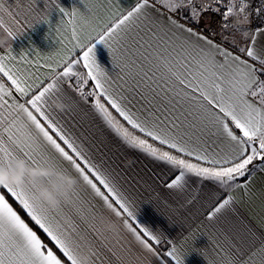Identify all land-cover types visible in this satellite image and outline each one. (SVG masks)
I'll use <instances>...</instances> for the list:
<instances>
[{
  "label": "snow or ice",
  "instance_id": "snow-or-ice-1",
  "mask_svg": "<svg viewBox=\"0 0 264 264\" xmlns=\"http://www.w3.org/2000/svg\"><path fill=\"white\" fill-rule=\"evenodd\" d=\"M52 2L62 15L72 18L68 23H74L75 8L69 12L57 0ZM214 3L218 7L198 9L193 0H136L127 9L116 8L103 23L79 13L85 25H99L93 29L96 35L81 43L73 28L75 44L69 54L40 65L47 69L43 80L16 66L27 61L12 55L11 47L0 55V167L10 169L13 161L24 160L34 168L75 173L78 185L83 184L121 221L134 241L117 248L104 244L103 226L110 219L78 190L52 207L36 202L34 184L3 185L0 264H84V257L92 264L97 253L87 233L103 237L102 245L117 264H144L149 255L157 264H184L189 255L175 243L161 255L162 234L132 223L139 207L120 187L115 162H95L53 111L57 102L68 98L66 89L85 102L91 98L94 114L121 145L174 172L165 183L167 189L187 192L193 184L209 182L223 193L235 188L248 191L252 173L264 171V46L257 44L264 28L242 27L251 22L250 0H239L238 7L237 0ZM49 7L45 0L44 11L31 4L9 11L16 30L3 20L0 29L13 41L25 28L47 22ZM108 7L113 8L112 0ZM184 8L193 23H199L205 11L220 14L222 31L239 32L245 42L224 35L229 47L214 39L216 33L205 35L182 23L175 14ZM255 13L264 14V0ZM230 17H234L231 22ZM96 44L107 49L118 72L109 74L98 63ZM90 84L91 90L86 91ZM10 200L54 247L41 239ZM233 202L230 194L216 198L206 219L218 221ZM216 256L213 264H264V240L259 245H246L240 239L227 249L217 246Z\"/></svg>",
  "mask_w": 264,
  "mask_h": 264
},
{
  "label": "crops",
  "instance_id": "crops-1",
  "mask_svg": "<svg viewBox=\"0 0 264 264\" xmlns=\"http://www.w3.org/2000/svg\"><path fill=\"white\" fill-rule=\"evenodd\" d=\"M57 2L60 7L69 12L74 8L77 10L78 15L74 23H68L72 18L62 15L55 3L48 0L50 13L46 17L47 22L35 23L32 28H25L24 33L13 41L0 29V37L7 38V44L0 47V55H4L6 49L11 47L12 55L17 59L23 57L27 61L16 66L31 74L34 79L38 77L43 80L47 75V69L40 65L55 63L69 54L75 44L72 37L73 28H75L81 43H87L90 36L96 35V31L93 29L98 30L99 25H85L79 13L88 19L97 18L100 23H103L116 8L127 9L136 0H112V9L108 7L109 0H57ZM29 4L34 9L45 10V0H23V2L21 0H0V20H3L6 26H11L13 30H16L17 25L13 23L8 13L9 11L15 13L17 8L27 9ZM193 5L198 9L205 5L218 7L214 0H193ZM254 5V0H250L249 7L252 9ZM238 6L239 0H237ZM182 13L186 17V21L180 19L181 22L196 29L190 18L189 9H182ZM29 18L31 19L32 16ZM188 20H190V24ZM229 38L231 39L232 36ZM235 39L241 44L245 42L239 38ZM218 43H224L231 47L229 41L224 39ZM257 44L264 46V34L257 36ZM95 50L98 63L109 74L118 72V69L113 68L108 51L102 44H96ZM232 50L237 51L236 48ZM88 90H91V84L86 89V91ZM66 91L68 98L64 100V104L67 107L60 110L53 106V111L58 115L64 127L75 134L78 143L82 144L95 162L100 163L102 160L115 162L113 166L119 172L116 179L120 187L139 207L136 220L132 223L162 234L163 242L158 246L161 255L166 248L171 246V243H175L182 252L189 253L184 258V264H213V261L218 259L216 256L217 246L227 249L230 243H235L240 239H243L246 245H259L264 240V171L257 169L252 173L248 191L243 188H235L230 193H223L221 190H216L209 182H205L203 185L193 184L187 192L169 190L165 187V183L175 175L174 172L138 151L125 148L94 114L91 108V98L85 102L71 89H66ZM26 164L28 163L26 162ZM28 166L32 167L29 164ZM40 168L50 169L47 166ZM72 175L76 174L72 173ZM242 179H247V177ZM41 182L51 184L53 178H42ZM77 190L84 199L96 206L97 212H102L107 219L118 224L116 232L104 230V236L107 237L104 244L117 248L121 243L125 245L134 243L131 235L123 229L122 222L107 212L101 202L94 198L83 184H80ZM229 194L234 201L231 208L218 221L209 222L205 213L212 203L221 195ZM193 196L195 199L189 203L188 201ZM10 202L37 231L41 239L53 246L45 234L24 214L18 204L12 200ZM77 223H79L78 220ZM84 227L81 225L82 232ZM87 237L94 244L97 253L92 257V264H117L116 258L108 251V247L102 245L103 237L96 239L91 233H87ZM193 241L195 252H193ZM149 261L151 264H157L156 259L150 255L144 264H149Z\"/></svg>",
  "mask_w": 264,
  "mask_h": 264
},
{
  "label": "clouds",
  "instance_id": "clouds-1",
  "mask_svg": "<svg viewBox=\"0 0 264 264\" xmlns=\"http://www.w3.org/2000/svg\"><path fill=\"white\" fill-rule=\"evenodd\" d=\"M7 44L6 37H0V47ZM54 107L63 110L67 107L64 102H57ZM42 178H53L51 184L41 182ZM37 186L36 202L52 207H58L62 201H66L68 195L78 189V180L72 175H66L47 168H33L23 160L12 162L11 168L0 167V186L8 185L15 188H23L25 184ZM103 230L118 231L115 221L106 220ZM84 264H89L86 257Z\"/></svg>",
  "mask_w": 264,
  "mask_h": 264
},
{
  "label": "rangeland",
  "instance_id": "rangeland-1",
  "mask_svg": "<svg viewBox=\"0 0 264 264\" xmlns=\"http://www.w3.org/2000/svg\"><path fill=\"white\" fill-rule=\"evenodd\" d=\"M210 8H213V7H210ZM221 11H223V7H221ZM247 11L252 13L251 16L249 17L251 22L249 24L243 25L242 27L248 29L249 31L250 30L252 31V30H254V29L258 28V27L264 28V14H262L260 16H257L256 13H255L254 6L252 7V9L249 7L247 9ZM205 12H212V11L209 10V11H205ZM179 13H180V19L182 21H186V17L183 16L182 10ZM212 13L216 15L215 18L219 21V25H220V29H219L220 37H219V41H217V42L223 41V36L224 35H229V36H232V37L234 36V38H239V39L244 41L243 37L241 36V34L239 32L232 33V32L222 31V23H223V21H222L221 15L217 14L215 12H212ZM233 19H234V17H230V21L229 22H231ZM188 23L190 24V20H188ZM191 24L193 25L192 22H191ZM194 24L196 25V23H194ZM196 29H198L199 31H201L205 35H210L211 29H204V28H201L199 26H196Z\"/></svg>",
  "mask_w": 264,
  "mask_h": 264
},
{
  "label": "built area",
  "instance_id": "built-area-1",
  "mask_svg": "<svg viewBox=\"0 0 264 264\" xmlns=\"http://www.w3.org/2000/svg\"><path fill=\"white\" fill-rule=\"evenodd\" d=\"M175 15L178 19H180V13L179 12ZM215 17H216V15L213 14L212 12H203L200 16L199 23H196L195 26H199V27L204 28V29H211L210 35L212 33H216L214 39L216 41H219L220 25H219V21Z\"/></svg>",
  "mask_w": 264,
  "mask_h": 264
},
{
  "label": "trees",
  "instance_id": "trees-1",
  "mask_svg": "<svg viewBox=\"0 0 264 264\" xmlns=\"http://www.w3.org/2000/svg\"><path fill=\"white\" fill-rule=\"evenodd\" d=\"M254 3H255V5H254V9H256L257 7H260V5H261V0H254Z\"/></svg>",
  "mask_w": 264,
  "mask_h": 264
}]
</instances>
